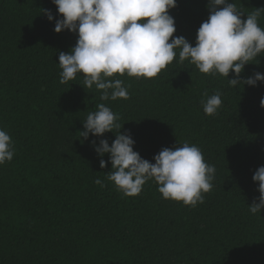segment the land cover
Segmentation results:
<instances>
[{
	"label": "trees",
	"instance_id": "obj_1",
	"mask_svg": "<svg viewBox=\"0 0 264 264\" xmlns=\"http://www.w3.org/2000/svg\"><path fill=\"white\" fill-rule=\"evenodd\" d=\"M229 2L242 19L264 8V0ZM208 3L177 0L169 10L174 36L195 46ZM60 18L52 0H0V129L15 150L0 165V264H264V209L249 211L260 195L252 177L264 166V82L232 87L223 76L179 63L177 49L155 78L114 75L129 98L103 101L95 86H83V74L59 82V54L78 39L54 31ZM258 24L264 28V10ZM261 55L241 79L264 74ZM216 92L222 105L206 115L202 101ZM100 103L121 129L85 140L82 122ZM119 131L151 163L163 148L197 146L216 169L204 202L191 207L164 199L151 180L137 196L118 191L107 179L109 154L101 168L92 141L111 146Z\"/></svg>",
	"mask_w": 264,
	"mask_h": 264
},
{
	"label": "clouds",
	"instance_id": "obj_2",
	"mask_svg": "<svg viewBox=\"0 0 264 264\" xmlns=\"http://www.w3.org/2000/svg\"><path fill=\"white\" fill-rule=\"evenodd\" d=\"M62 17L55 19L54 31L68 30L78 35L76 45L68 53L60 52V83L65 84L83 74L84 87L100 91L103 101L128 99L129 93L114 75L151 79L172 64L179 49V63L188 61L203 74L227 78L230 86L239 84L255 86L264 82L259 72L241 79L245 65L264 53V28L258 17L264 8H256L246 15L229 0H209V17L197 30L195 46L185 37L174 36L175 20L169 10L177 0H52ZM49 21L54 17L43 10ZM233 73L235 78L228 79ZM207 96V93L204 94ZM203 111L213 116L222 105L219 92L202 101ZM260 106L264 108V98ZM84 120L80 137L87 140L91 134L102 137L113 129H121L118 116L104 103L96 106ZM135 141L128 134H116L111 146L107 139L99 145L92 141L101 158L99 165L106 167L103 159L109 154L112 170L107 179L125 196L141 193L148 181H154L164 199L183 202L195 207L204 202V193L213 188L215 166L205 162L201 150L185 142L182 146L163 148L153 157L154 163L143 159L133 150ZM14 145L10 135L0 129V165L11 162ZM258 182L259 202L249 206L253 214L264 209V166L252 177ZM96 184L103 186L97 179Z\"/></svg>",
	"mask_w": 264,
	"mask_h": 264
}]
</instances>
